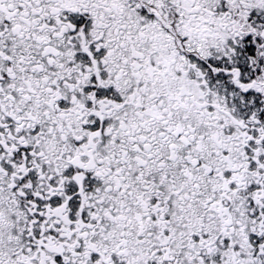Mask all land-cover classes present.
<instances>
[{
  "label": "snow or ice",
  "instance_id": "obj_1",
  "mask_svg": "<svg viewBox=\"0 0 264 264\" xmlns=\"http://www.w3.org/2000/svg\"><path fill=\"white\" fill-rule=\"evenodd\" d=\"M0 264H264V0H0Z\"/></svg>",
  "mask_w": 264,
  "mask_h": 264
}]
</instances>
